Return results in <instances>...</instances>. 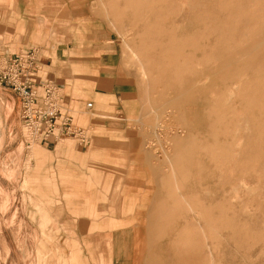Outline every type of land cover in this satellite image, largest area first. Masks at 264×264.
Masks as SVG:
<instances>
[{
  "label": "rangeland",
  "instance_id": "rangeland-1",
  "mask_svg": "<svg viewBox=\"0 0 264 264\" xmlns=\"http://www.w3.org/2000/svg\"><path fill=\"white\" fill-rule=\"evenodd\" d=\"M32 44H68L43 51L58 71L118 66L145 114L130 219L147 208V249L135 231L131 264H264V0H0V61ZM0 116V264H109L73 243L50 159L1 84Z\"/></svg>",
  "mask_w": 264,
  "mask_h": 264
},
{
  "label": "crops",
  "instance_id": "crops-1",
  "mask_svg": "<svg viewBox=\"0 0 264 264\" xmlns=\"http://www.w3.org/2000/svg\"><path fill=\"white\" fill-rule=\"evenodd\" d=\"M63 44L55 50L32 44L11 54L32 47L39 49L38 79L58 84L63 91V111L91 132V143L84 146L75 138L65 137L37 144L56 173L59 204L63 205L68 218L75 221L73 227L77 237L73 238V243H77L89 258H92L91 249L97 253L99 248L103 256L112 254L109 264H131L132 254L138 251L132 246L135 231L139 232L140 243L145 246L140 245L138 253L147 249L148 226L142 219L146 217L142 213H147V208L139 207V221L132 223L130 219L132 211L143 204L140 199L137 202L134 196L138 194L132 191L147 186L149 161L141 118L145 114L132 106L133 97L124 90L125 83L119 80L116 65L108 69L90 65L65 66L58 71L60 65L50 64V57L43 51H66L68 44L61 48ZM89 102L92 106H88ZM108 179L116 188L111 186L113 192L110 193H107ZM80 228H85L86 234H78Z\"/></svg>",
  "mask_w": 264,
  "mask_h": 264
},
{
  "label": "built area",
  "instance_id": "built-area-1",
  "mask_svg": "<svg viewBox=\"0 0 264 264\" xmlns=\"http://www.w3.org/2000/svg\"><path fill=\"white\" fill-rule=\"evenodd\" d=\"M39 49L7 55L0 61V84L13 90L20 98L22 121L27 141L54 142L60 138H75L89 145L88 131L63 111L61 91L53 80H39ZM92 106V102L88 103Z\"/></svg>",
  "mask_w": 264,
  "mask_h": 264
},
{
  "label": "bare ground",
  "instance_id": "bare-ground-1",
  "mask_svg": "<svg viewBox=\"0 0 264 264\" xmlns=\"http://www.w3.org/2000/svg\"><path fill=\"white\" fill-rule=\"evenodd\" d=\"M11 111H12V108H11ZM11 111H10V113H11ZM1 117V116H0ZM1 121V120H0ZM1 123V122H0ZM4 128V127H3ZM3 132V131H2Z\"/></svg>",
  "mask_w": 264,
  "mask_h": 264
}]
</instances>
